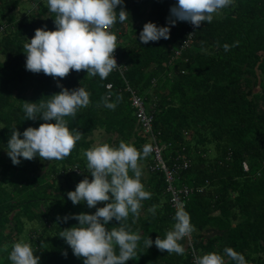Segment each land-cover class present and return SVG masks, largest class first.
<instances>
[{"label": "trees", "instance_id": "trees-1", "mask_svg": "<svg viewBox=\"0 0 264 264\" xmlns=\"http://www.w3.org/2000/svg\"><path fill=\"white\" fill-rule=\"evenodd\" d=\"M28 1L32 6L26 10ZM176 2L123 0L128 19L117 21L113 33L127 69L124 76L114 69L101 80L98 75L88 76L86 70H70L67 77L55 79L27 71L23 45L37 28L55 30L54 14L48 11L47 0H0V264H11V246L20 240L31 244L39 264H83V258L74 256L59 238L61 230L78 225L74 219L64 222L65 215L96 211L86 202L73 205L67 197L85 176L92 179L82 150L96 145L92 136L98 130L107 134L99 144L118 147L123 140L142 152L147 142L126 81L146 100L155 129L171 144L166 158L183 153L191 159L178 183L204 188L189 198L186 209L199 254L223 255V249L231 247L244 255L247 264H264V0H234L211 23L202 22L194 30L190 48L174 58L190 23L177 21L169 39L148 44L140 41L139 33L149 21L167 26L169 9ZM58 83L90 93L88 107L79 109L75 119L65 117L69 130L77 129L82 138L62 160L37 156L31 161L21 158L19 165H13L6 146L12 128L23 133L29 126L44 123L25 120L24 101L48 99L62 90ZM110 93V102L121 97L115 110L97 106ZM151 162L150 154L138 161L141 183L152 195L141 202L135 223L129 216V225L142 239L137 255L126 264H193L186 238L179 241L186 250L182 256L161 252L155 244L144 247L147 237L165 238L176 213L164 174L150 169ZM153 205L155 215L149 211ZM118 223L113 219L106 227Z\"/></svg>", "mask_w": 264, "mask_h": 264}, {"label": "clouds", "instance_id": "clouds-1", "mask_svg": "<svg viewBox=\"0 0 264 264\" xmlns=\"http://www.w3.org/2000/svg\"><path fill=\"white\" fill-rule=\"evenodd\" d=\"M233 2L177 0L169 9L167 26L146 22L139 39L143 44L167 40L170 38V28L177 21L188 22L199 28L202 22L211 23L214 16L220 15ZM117 6H120L118 13ZM47 8L54 14L55 30L37 28L34 36L24 43L27 71L43 72L55 79L67 77L70 70H86L88 76L98 75L103 80L120 67L114 57L117 37L108 29L117 21L123 23L128 19L123 0H47ZM224 48L227 51L228 45ZM57 86L62 90L48 96L46 100L40 99L35 103L24 101L22 110L25 120L41 119L44 123L38 128L29 126L23 133L12 128L6 146L13 165H19L21 158L31 161L37 156L46 161L62 160L82 138L83 134L77 129L69 130L65 117L75 119L79 109L88 107L90 93L83 87L69 90L59 83ZM110 96L111 93L101 97L97 106L103 104L115 110L121 97L117 95V101L110 102ZM151 152V145H144L141 152L123 140L118 147L103 143L82 150V155L86 157L85 169L92 179L90 181L85 176L74 191L67 192V197L73 205L86 202L89 208H96V211L94 214L82 212L65 215L62 218L64 222L74 219L78 225L61 230L59 238L72 249L74 256L83 258V264H126L137 255L142 237L138 230H132L128 219L131 214L132 223H135L142 208L141 202L151 198L152 194L141 183L142 168L138 163ZM98 203L104 206L96 207ZM156 207L153 205L149 209L153 215ZM113 219L119 222L118 226L108 229L106 225ZM173 219L175 223L166 232L165 238L157 236L154 241L150 237L143 239L146 249L155 244L161 252L181 256L185 254V247L179 241L195 231L194 225L191 224L190 214L181 207L177 208ZM57 220H61V217L58 216ZM7 250L8 246L5 245ZM63 255L66 257L67 252ZM8 259L11 264L40 262L31 244L23 240L13 243ZM230 261L247 264L244 255L231 247H225L223 255L209 252L194 256V264H229Z\"/></svg>", "mask_w": 264, "mask_h": 264}, {"label": "built area", "instance_id": "built-area-1", "mask_svg": "<svg viewBox=\"0 0 264 264\" xmlns=\"http://www.w3.org/2000/svg\"><path fill=\"white\" fill-rule=\"evenodd\" d=\"M195 29L196 28L190 24L187 38L185 39L182 46L175 50L174 58L180 57L183 51L190 48L192 40L194 39ZM108 30L113 33V27ZM114 57L117 61V65L120 66L115 70H118L122 76H124L127 67L122 65V61L117 49L114 52ZM126 82L131 91V105L134 108L135 115L141 129V134L147 139V142L144 145L148 144L152 147V152L150 153L152 162L150 163L149 167L153 171L163 172L167 184V191L171 194V205L175 211H177L178 207H181L186 211L189 198L195 192L204 190V188L199 186L178 183L181 171L189 168L192 164V161L186 154L183 153H179L169 159L166 158V151L171 144L164 142L161 137V132L155 129V117L154 114L148 112L146 100L130 87L128 81ZM111 87L112 84L109 83L107 88L111 89ZM245 166L247 168L246 164ZM185 238L191 250L192 262L194 264V256L200 254L194 247L192 233L189 237Z\"/></svg>", "mask_w": 264, "mask_h": 264}, {"label": "rangeland", "instance_id": "rangeland-1", "mask_svg": "<svg viewBox=\"0 0 264 264\" xmlns=\"http://www.w3.org/2000/svg\"><path fill=\"white\" fill-rule=\"evenodd\" d=\"M24 5H25L24 7L26 8V10H28V8H31V6H32L30 1L26 2ZM33 10H34V12H37V6ZM147 109H148V112H150L148 104H147ZM92 138L94 139V142L97 145L102 140L107 138V134L102 130H98L95 132V134L92 136Z\"/></svg>", "mask_w": 264, "mask_h": 264}]
</instances>
